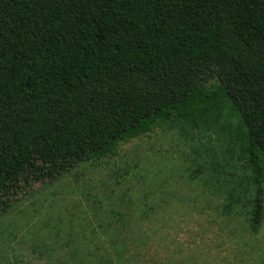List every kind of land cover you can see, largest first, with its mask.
Wrapping results in <instances>:
<instances>
[{"label": "trees", "instance_id": "obj_1", "mask_svg": "<svg viewBox=\"0 0 264 264\" xmlns=\"http://www.w3.org/2000/svg\"><path fill=\"white\" fill-rule=\"evenodd\" d=\"M157 130L258 235L264 0H0V215Z\"/></svg>", "mask_w": 264, "mask_h": 264}, {"label": "rangeland", "instance_id": "obj_2", "mask_svg": "<svg viewBox=\"0 0 264 264\" xmlns=\"http://www.w3.org/2000/svg\"><path fill=\"white\" fill-rule=\"evenodd\" d=\"M194 148L157 130L98 166L23 186L0 215V264H264V225L254 235L227 209Z\"/></svg>", "mask_w": 264, "mask_h": 264}]
</instances>
